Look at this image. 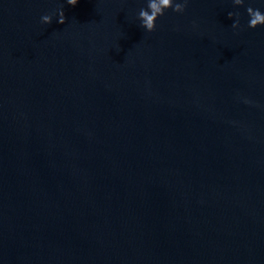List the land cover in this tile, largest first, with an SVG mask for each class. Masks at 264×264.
Returning a JSON list of instances; mask_svg holds the SVG:
<instances>
[{
	"label": "water",
	"instance_id": "water-1",
	"mask_svg": "<svg viewBox=\"0 0 264 264\" xmlns=\"http://www.w3.org/2000/svg\"><path fill=\"white\" fill-rule=\"evenodd\" d=\"M147 2L0 0V264H264V0Z\"/></svg>",
	"mask_w": 264,
	"mask_h": 264
},
{
	"label": "clouds",
	"instance_id": "clouds-1",
	"mask_svg": "<svg viewBox=\"0 0 264 264\" xmlns=\"http://www.w3.org/2000/svg\"><path fill=\"white\" fill-rule=\"evenodd\" d=\"M78 0H66V3L72 6L77 4ZM235 5H243L244 0H233ZM187 0H184L183 3L175 2L174 0H148L147 8H141L138 13V18L141 21V26L147 31H154L156 28V21L158 17L163 16L166 9L171 8L175 12H183L185 10ZM58 23H65L66 17L64 15L63 9H58ZM246 12L249 16L248 27L256 28L259 25H264V12L259 8H253L248 6ZM236 16L237 19L232 24L233 28H237L240 25L239 13L229 12L228 17L231 18ZM41 22L45 24H51L52 15L46 14L41 17Z\"/></svg>",
	"mask_w": 264,
	"mask_h": 264
}]
</instances>
